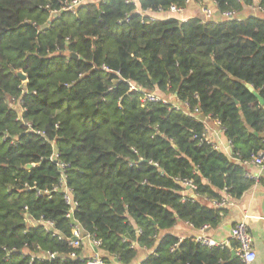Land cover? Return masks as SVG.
Masks as SVG:
<instances>
[{
	"label": "trees",
	"instance_id": "obj_1",
	"mask_svg": "<svg viewBox=\"0 0 264 264\" xmlns=\"http://www.w3.org/2000/svg\"><path fill=\"white\" fill-rule=\"evenodd\" d=\"M73 1L0 0V264H88L75 224L103 264L142 249L140 264H243L233 237L170 230L217 227L224 197L255 183L245 164L264 149V105L247 84L264 99V0H213L214 20L184 21L144 12L205 0ZM198 115L219 122L231 158Z\"/></svg>",
	"mask_w": 264,
	"mask_h": 264
},
{
	"label": "crops",
	"instance_id": "obj_2",
	"mask_svg": "<svg viewBox=\"0 0 264 264\" xmlns=\"http://www.w3.org/2000/svg\"><path fill=\"white\" fill-rule=\"evenodd\" d=\"M205 4L216 12V6L213 0H205ZM144 13L157 19L174 17L186 20L192 16H202L200 6L194 1H190V4L182 13H172L170 11H145ZM255 13H257V9L246 8L240 16L243 18ZM240 16L238 17L240 18ZM177 105L180 106L181 103L179 102ZM198 118L202 119L206 125V138L212 141L219 150L223 151L231 158L232 146L226 138L219 122L202 115H198ZM245 168L247 174L255 180V183L243 194L242 197L231 201V204L227 207V214L222 217V220L217 227H209L202 232L199 229H195L190 224L180 222L170 231L180 237L191 235L196 237L197 235L203 234L218 243L228 242L233 237V229L235 226L240 221L245 220L249 231L252 234L254 249L256 251V259L253 264H264V168H260L258 165L250 162L245 164ZM187 193L193 195L191 189H188ZM83 246L84 256L92 257L95 251L91 244L89 242H84ZM147 254L148 251L142 249L138 259L133 264H140Z\"/></svg>",
	"mask_w": 264,
	"mask_h": 264
},
{
	"label": "built area",
	"instance_id": "obj_3",
	"mask_svg": "<svg viewBox=\"0 0 264 264\" xmlns=\"http://www.w3.org/2000/svg\"><path fill=\"white\" fill-rule=\"evenodd\" d=\"M90 0H74L71 5L68 7L69 9H73L78 5L84 4L86 2H89ZM255 9L258 10L256 7ZM184 9L176 8L175 6L171 7L170 12L172 13H182ZM202 18L204 20H214L215 18V11L208 7L206 4H203L200 6ZM259 11V10H258ZM261 12V11H260ZM264 13V12H263ZM153 18V17H152ZM222 19H233L237 18L233 13H223L222 14ZM181 20V19H179ZM183 19L182 21H184ZM148 98L150 100H158L157 96L150 94L148 95ZM250 163H254L255 165H258L260 168H264V149L261 150L254 158L250 161ZM189 188L192 190L194 185L188 184ZM65 200L67 203L71 206V212L73 209H75V202L73 201L72 194L69 191V189L66 187L65 190ZM231 204V200L229 199L228 196H225L223 201L219 203L218 205L220 207H228ZM46 228L47 230H52V225L50 223H46ZM207 227L205 226L204 228L201 229V231H205ZM73 237L71 239V244L74 245L75 247H79L81 244L83 245L84 242H89L94 249V255L92 257H89L88 264H103L102 258H101V241L98 240L94 235L91 234H82V229L79 224H75L73 229ZM233 238L236 239L240 243V249L238 252V255L241 257L243 264H253L255 259H256V251L254 249V243H253V237L252 234L249 231L248 225L245 220L240 221L235 228L233 229ZM196 240L203 243L204 245L207 246H215V245H228V242H221L218 243L214 241L211 238H208L207 236L200 234L196 236ZM95 248L97 250H95ZM51 257V256H50Z\"/></svg>",
	"mask_w": 264,
	"mask_h": 264
},
{
	"label": "water",
	"instance_id": "obj_4",
	"mask_svg": "<svg viewBox=\"0 0 264 264\" xmlns=\"http://www.w3.org/2000/svg\"><path fill=\"white\" fill-rule=\"evenodd\" d=\"M68 55H70V56H73L74 58H78V55L77 54H75V53H71V52H69V53H67ZM20 76L22 77V78H24L25 79V76H24V74H20ZM247 87H248V89L258 98V100H259V102H260V104H262V105H264V99L262 98V96L251 86V85H248L247 84ZM28 169L29 168H31L32 167V165L31 164H29V165H27L26 166ZM95 250H97L96 248H95ZM233 254H235V251H233L232 252ZM115 261L116 262H119V260L116 258L115 259Z\"/></svg>",
	"mask_w": 264,
	"mask_h": 264
},
{
	"label": "rangeland",
	"instance_id": "obj_5",
	"mask_svg": "<svg viewBox=\"0 0 264 264\" xmlns=\"http://www.w3.org/2000/svg\"><path fill=\"white\" fill-rule=\"evenodd\" d=\"M91 1H93V0H91ZM218 18V17H217ZM161 96H162V94H161ZM168 100H170V101H172L174 104H178L179 102L175 99V98H173V96H170L169 98H167ZM13 105V107H15L16 109H20V106L18 105V103L17 102H15V103H13L12 104ZM56 163H58L57 161H55Z\"/></svg>",
	"mask_w": 264,
	"mask_h": 264
}]
</instances>
